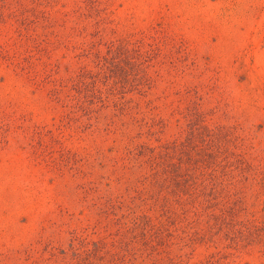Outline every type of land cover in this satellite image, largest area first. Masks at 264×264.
Wrapping results in <instances>:
<instances>
[{"label": "trees", "instance_id": "obj_1", "mask_svg": "<svg viewBox=\"0 0 264 264\" xmlns=\"http://www.w3.org/2000/svg\"><path fill=\"white\" fill-rule=\"evenodd\" d=\"M104 1L43 22L38 91L86 148L49 133L55 219L0 264H264V234L234 207V187L262 183L236 161L250 170L261 149L231 161L229 124L206 120L221 117L208 63L159 29L132 47L108 38Z\"/></svg>", "mask_w": 264, "mask_h": 264}, {"label": "rangeland", "instance_id": "obj_2", "mask_svg": "<svg viewBox=\"0 0 264 264\" xmlns=\"http://www.w3.org/2000/svg\"><path fill=\"white\" fill-rule=\"evenodd\" d=\"M74 5L75 0H0V251L28 244L55 219L54 181L45 171V157L56 146L49 133L72 151L86 148L69 130L58 129L60 112L38 91L37 58L42 43L49 47L52 40V27L45 33L43 22L50 25L56 11ZM102 6L108 38L132 47L159 29L208 63L220 88L212 102L221 107V117L206 120L229 124L231 161L246 157L254 145L261 149L250 170L236 161L249 173L260 166L262 183L234 187V207L263 236L264 0H107ZM173 132L174 127L168 135ZM248 259L238 264H250Z\"/></svg>", "mask_w": 264, "mask_h": 264}]
</instances>
